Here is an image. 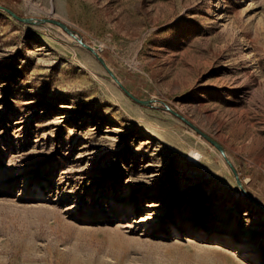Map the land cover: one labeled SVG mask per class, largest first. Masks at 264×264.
I'll use <instances>...</instances> for the list:
<instances>
[{"label": "rangeland", "instance_id": "374dc122", "mask_svg": "<svg viewBox=\"0 0 264 264\" xmlns=\"http://www.w3.org/2000/svg\"><path fill=\"white\" fill-rule=\"evenodd\" d=\"M215 3L0 0V264H264V0Z\"/></svg>", "mask_w": 264, "mask_h": 264}, {"label": "water", "instance_id": "95a60500", "mask_svg": "<svg viewBox=\"0 0 264 264\" xmlns=\"http://www.w3.org/2000/svg\"><path fill=\"white\" fill-rule=\"evenodd\" d=\"M0 8L3 9L4 11L8 12L12 17H14L15 19L21 21V22H24V23H29V24H35L37 23L36 20L32 19V18H24V17H21L19 16L18 14H16L13 10L7 8V7H4L2 5H0ZM43 22H50V23H53L55 25H58L60 27H62L67 33L73 35V36H76L74 34V32L63 22L61 21H58V20H54V19H43L42 20ZM79 42L84 45V47H86L87 49H89L90 51L96 53L99 61L109 70V72L111 73V75L114 77V79L116 81L119 82V80L116 78V76L113 74L112 71H110L109 67L107 66L105 60L103 57H101L91 46L87 45L86 43H84V41L82 39H78ZM121 87L123 88V90L133 99L135 100L136 102L140 103V104H143V105H147L149 106L151 104V101H146V100H142V99H139L137 98L135 95H133L128 89H126V87H124V85L121 84ZM170 110L172 113H174L175 115H177L178 117H180L182 120H184L186 123H188L189 125H191V127H193L198 133H200L203 137H205L207 140H209L213 145H215L221 152L224 153V149L223 147L214 139H212L210 136H208L206 133H204L203 131H201L199 128H197L195 125H193L191 122H189L186 118H184L182 115L172 111L171 109H168ZM252 201L254 203H256L260 208L264 209V205L258 201H256L255 199H253L251 196H249Z\"/></svg>", "mask_w": 264, "mask_h": 264}, {"label": "bare ground", "instance_id": "6f19581e", "mask_svg": "<svg viewBox=\"0 0 264 264\" xmlns=\"http://www.w3.org/2000/svg\"><path fill=\"white\" fill-rule=\"evenodd\" d=\"M222 9V0H216V3L213 5V15L219 14Z\"/></svg>", "mask_w": 264, "mask_h": 264}]
</instances>
